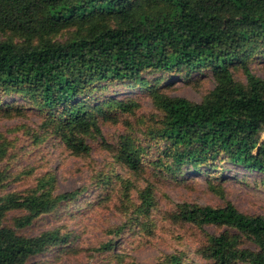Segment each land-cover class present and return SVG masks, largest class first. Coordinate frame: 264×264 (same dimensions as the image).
Returning <instances> with one entry per match:
<instances>
[{
    "label": "trees",
    "instance_id": "16d2710c",
    "mask_svg": "<svg viewBox=\"0 0 264 264\" xmlns=\"http://www.w3.org/2000/svg\"><path fill=\"white\" fill-rule=\"evenodd\" d=\"M66 28L74 29V37L53 41ZM0 31L10 35L0 40V87L55 110L54 131L73 154H88L85 137L100 133L94 111L89 113L88 103L79 99L94 83L143 85L141 78L152 71L188 75L208 68L215 86L198 103L153 93L159 114L144 123V142L156 148L159 165L172 175L184 166L214 172L224 161L264 175V79L247 64L257 52L264 57V0H0ZM233 69L241 70L245 82L235 78ZM104 106L127 114L133 110V104L114 99H106ZM142 153L126 136L113 157L138 172ZM209 188L224 199L222 187ZM80 192L43 190L21 201L8 197L0 205V264H20L67 242L57 230L24 238L2 229L5 206L26 212L16 219L22 227ZM155 205L151 186L139 190L132 220L114 227V235L148 225ZM176 218L198 228L235 231L205 234L197 250L207 264H264V216L244 214L225 200L222 206L179 203ZM243 239L255 249L243 247ZM183 261L181 254H167L152 264Z\"/></svg>",
    "mask_w": 264,
    "mask_h": 264
},
{
    "label": "rangeland",
    "instance_id": "374dc122",
    "mask_svg": "<svg viewBox=\"0 0 264 264\" xmlns=\"http://www.w3.org/2000/svg\"><path fill=\"white\" fill-rule=\"evenodd\" d=\"M74 33L73 28H66L52 39L64 42ZM8 38V32L0 31V40ZM247 64L252 73L264 79V57L260 52L249 57ZM233 74L245 82L241 70L235 69ZM141 79L143 85L133 86L119 81L97 82L85 90V96H79L80 101L88 103L89 113L94 111L100 131L85 137L90 148L86 155H75L65 147L54 131L55 110L0 87V205H6L8 197L21 201L43 190L58 195L81 189L75 199L60 202L22 227L16 225V219L26 212L5 206L2 229L24 238L52 230L67 237L66 243L32 255L20 264H152L167 254H181L183 264H207L197 250L205 234L235 231L183 223L176 218L179 203L222 206L226 200L244 214L264 216L261 173L224 161L217 163L214 172L205 167L194 172L184 166L180 173L172 175L163 171L156 148L149 147L141 135L144 123L159 114L153 105L155 91L198 103L215 86L210 70L202 68L188 75L184 71H152ZM106 99L133 104L132 113L104 106ZM97 104L99 108L92 109ZM126 136L143 148L138 172L128 170L113 157L119 141ZM210 184L222 187L224 199L210 190ZM148 185L156 202L148 225H134L131 231L115 236L114 227L132 220L138 192ZM110 242L111 249L107 247ZM242 246L255 249L244 239Z\"/></svg>",
    "mask_w": 264,
    "mask_h": 264
}]
</instances>
